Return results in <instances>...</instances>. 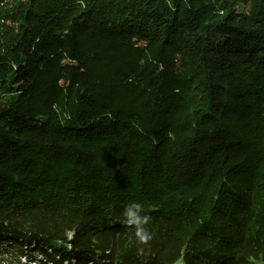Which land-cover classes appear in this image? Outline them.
<instances>
[{"label": "trees", "instance_id": "trees-1", "mask_svg": "<svg viewBox=\"0 0 264 264\" xmlns=\"http://www.w3.org/2000/svg\"><path fill=\"white\" fill-rule=\"evenodd\" d=\"M179 262L264 264V0H0V264Z\"/></svg>", "mask_w": 264, "mask_h": 264}, {"label": "clouds", "instance_id": "clouds-1", "mask_svg": "<svg viewBox=\"0 0 264 264\" xmlns=\"http://www.w3.org/2000/svg\"><path fill=\"white\" fill-rule=\"evenodd\" d=\"M122 217V223L134 230L135 240L140 245H147L153 239L152 233L146 227L150 223L151 217L144 214L143 203L130 202L125 206Z\"/></svg>", "mask_w": 264, "mask_h": 264}, {"label": "rangeland", "instance_id": "rangeland-1", "mask_svg": "<svg viewBox=\"0 0 264 264\" xmlns=\"http://www.w3.org/2000/svg\"><path fill=\"white\" fill-rule=\"evenodd\" d=\"M178 264H181V262H179Z\"/></svg>", "mask_w": 264, "mask_h": 264}]
</instances>
